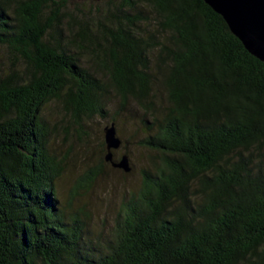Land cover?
<instances>
[{"label": "trees", "instance_id": "1", "mask_svg": "<svg viewBox=\"0 0 264 264\" xmlns=\"http://www.w3.org/2000/svg\"><path fill=\"white\" fill-rule=\"evenodd\" d=\"M139 1L109 0L105 21L65 28L77 17L65 1L0 0V45L17 61L0 76V264H264V61L205 0H144L176 48L145 38ZM158 47L172 63L162 112L148 101ZM110 91L153 114L139 143L161 160L111 237L93 240L62 204L42 112L56 99L82 125L106 114Z\"/></svg>", "mask_w": 264, "mask_h": 264}, {"label": "rangeland", "instance_id": "2", "mask_svg": "<svg viewBox=\"0 0 264 264\" xmlns=\"http://www.w3.org/2000/svg\"><path fill=\"white\" fill-rule=\"evenodd\" d=\"M57 1H65L66 12L77 16L74 21H69L64 16L65 28H77L79 21H87L95 26L94 24L105 21L108 15L116 11L114 5L110 6L109 0ZM133 11L147 19L138 23L140 29L146 31L145 38L155 34L157 40L176 48L171 32L159 31L160 25L154 21V11L150 4L141 0ZM46 15H50L49 8ZM159 56V47L149 53L152 87L148 101L155 102V108L162 112L169 104L164 75L170 71L172 63H164ZM15 64L17 61L9 47L0 45V76L8 73ZM18 66L22 68L23 61H19ZM97 77L108 83V77L103 71H97ZM105 98L106 114L85 117L82 125L74 122L70 113L56 99L49 101L42 112L51 128L50 153L61 168L56 184L61 193L62 204L69 214H75L84 221L93 240L111 237L115 219L123 203L141 188L143 170L153 168L161 160L160 154L139 143L147 134L143 119L153 121V114L147 115L145 109L134 99H131L127 108L122 109L115 91H110ZM112 122L116 123L117 134L123 141L122 146L114 151V157L119 160L122 155L128 154L132 170L125 172L105 161L94 180L89 182V179L84 178L100 167L101 158L106 154L103 143L105 127Z\"/></svg>", "mask_w": 264, "mask_h": 264}, {"label": "water", "instance_id": "3", "mask_svg": "<svg viewBox=\"0 0 264 264\" xmlns=\"http://www.w3.org/2000/svg\"><path fill=\"white\" fill-rule=\"evenodd\" d=\"M217 13L222 15L232 32L242 41L246 49L259 60L264 61V0H205ZM107 153L105 160L113 167L132 170L128 154L119 160L114 151L123 141L117 134L116 123L105 127Z\"/></svg>", "mask_w": 264, "mask_h": 264}]
</instances>
